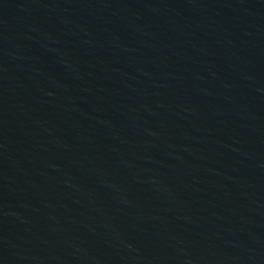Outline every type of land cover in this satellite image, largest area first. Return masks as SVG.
Masks as SVG:
<instances>
[{
  "label": "water",
  "instance_id": "1",
  "mask_svg": "<svg viewBox=\"0 0 264 264\" xmlns=\"http://www.w3.org/2000/svg\"><path fill=\"white\" fill-rule=\"evenodd\" d=\"M0 264H264V0H0Z\"/></svg>",
  "mask_w": 264,
  "mask_h": 264
}]
</instances>
